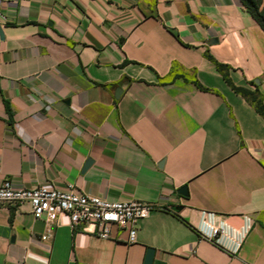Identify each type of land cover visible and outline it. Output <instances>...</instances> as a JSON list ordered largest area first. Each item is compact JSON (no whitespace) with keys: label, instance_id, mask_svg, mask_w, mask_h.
Instances as JSON below:
<instances>
[{"label":"crops","instance_id":"1","mask_svg":"<svg viewBox=\"0 0 264 264\" xmlns=\"http://www.w3.org/2000/svg\"><path fill=\"white\" fill-rule=\"evenodd\" d=\"M0 29V182L154 207L128 243L0 204V264H264V31L239 0H0ZM203 212L251 218L237 253Z\"/></svg>","mask_w":264,"mask_h":264},{"label":"built area","instance_id":"2","mask_svg":"<svg viewBox=\"0 0 264 264\" xmlns=\"http://www.w3.org/2000/svg\"><path fill=\"white\" fill-rule=\"evenodd\" d=\"M0 204H27L31 215L45 224V239L51 237L58 217L65 215L70 227L81 226L101 238L110 237L112 228L125 231L128 243L135 242L140 220L154 208L146 202L109 201L84 194L72 185L61 189L17 188L8 178L0 182ZM251 227L252 220L247 216L239 227H233L217 214L203 212L195 230L201 239L234 254L241 248Z\"/></svg>","mask_w":264,"mask_h":264},{"label":"trees","instance_id":"3","mask_svg":"<svg viewBox=\"0 0 264 264\" xmlns=\"http://www.w3.org/2000/svg\"><path fill=\"white\" fill-rule=\"evenodd\" d=\"M240 4L244 7V9L251 15L253 20L260 26V28L264 31V6L262 4V0H239ZM219 70L225 69L222 65L217 64ZM227 80V79H226ZM199 88H201L198 84H196ZM236 92H239L243 95H246L244 90L235 89ZM252 103L255 106L257 112L264 117V106L262 105L259 99L252 97ZM6 111L10 115L8 106L6 105Z\"/></svg>","mask_w":264,"mask_h":264},{"label":"water","instance_id":"4","mask_svg":"<svg viewBox=\"0 0 264 264\" xmlns=\"http://www.w3.org/2000/svg\"><path fill=\"white\" fill-rule=\"evenodd\" d=\"M0 39H3V34H2L1 29H0ZM178 193L181 194V195H185L186 194L185 187L180 188ZM152 256H153V250L152 249H148L147 250V255H146V263L147 264H149L151 262Z\"/></svg>","mask_w":264,"mask_h":264},{"label":"rangeland","instance_id":"5","mask_svg":"<svg viewBox=\"0 0 264 264\" xmlns=\"http://www.w3.org/2000/svg\"><path fill=\"white\" fill-rule=\"evenodd\" d=\"M264 6V5H263Z\"/></svg>","mask_w":264,"mask_h":264}]
</instances>
